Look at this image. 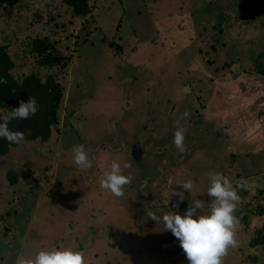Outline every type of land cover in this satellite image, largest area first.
Here are the masks:
<instances>
[{
	"label": "rangeland",
	"instance_id": "rangeland-1",
	"mask_svg": "<svg viewBox=\"0 0 264 264\" xmlns=\"http://www.w3.org/2000/svg\"><path fill=\"white\" fill-rule=\"evenodd\" d=\"M91 1L95 22L85 41L86 21L70 28L69 10L58 2L52 21L41 13L42 25L33 15L43 10L41 0H18L22 20L14 17L13 27L0 12V49L13 67L0 74V90L15 88L19 102L36 97L32 120L40 131L61 94L49 141L22 142L0 158V222L11 219L20 241L10 247L0 235V264L52 248L82 251L86 264H188L179 241L148 212L183 215L198 199L208 214L209 173L264 192V0ZM59 17L67 30L54 26ZM43 37L63 53L62 67L37 66L32 42ZM8 114L0 108V116ZM184 127L178 149L174 133ZM227 135L235 141L225 144ZM76 145L87 151L90 169L74 164ZM113 161L131 164L123 174L132 181L119 198L99 183ZM10 172L19 177L13 188ZM188 179L195 188L175 208L179 197L168 203L171 191L182 192L178 184ZM244 213L238 206L235 215ZM261 225L249 217L237 229L238 247L223 264H264V245L249 247L251 229ZM127 238L136 252L118 249Z\"/></svg>",
	"mask_w": 264,
	"mask_h": 264
},
{
	"label": "clouds",
	"instance_id": "clouds-1",
	"mask_svg": "<svg viewBox=\"0 0 264 264\" xmlns=\"http://www.w3.org/2000/svg\"><path fill=\"white\" fill-rule=\"evenodd\" d=\"M93 7V6H92ZM5 105V104H4ZM9 108V107H8ZM39 110V103L35 96L25 101H20L19 106L9 112L8 115L0 116V138L9 144L24 142L26 132L13 131L9 122L13 119H31ZM183 114V118L188 117ZM188 128L178 129L174 133L173 143L180 149L184 147L185 135ZM73 162L80 169H90L93 164L89 159L83 145H76L72 149ZM131 168L130 163L113 161L110 170L105 171L99 180L100 187L117 198L124 195V187L132 181L131 175L123 174V170ZM209 187L207 195L212 198L208 214H201L204 203L201 200H191L189 207L183 215L176 211H169L158 215L156 212H148L151 220L157 224L163 223L165 231H170L179 241L188 264H223V258L230 248L238 247L236 239L237 229L242 227L240 218L235 215L237 205L242 198L238 189H245L247 182L237 183L235 186L223 173H209ZM183 191H171L168 203L172 196L179 197V201L173 207L178 208L184 200V192L190 193L195 184L191 179L178 184ZM199 210V212H198ZM18 264H86L85 255L82 251L72 249L41 250L33 257H25L18 260Z\"/></svg>",
	"mask_w": 264,
	"mask_h": 264
},
{
	"label": "trees",
	"instance_id": "trees-1",
	"mask_svg": "<svg viewBox=\"0 0 264 264\" xmlns=\"http://www.w3.org/2000/svg\"><path fill=\"white\" fill-rule=\"evenodd\" d=\"M17 2L18 0H2V2L0 3V12L2 13V15L4 12L7 13V17L6 16H5L6 18L3 17L2 24H4V21L6 20V22L9 21L10 25L13 27L15 23L13 22V18L16 17V18L21 19L22 15L19 14L18 12L19 9L17 7H14ZM57 2L59 4H62L63 7L69 10V11H65L67 18H68V19L65 18V20L67 21L70 20V22H73V27H70V28L74 29V27L76 26L79 27L78 26L79 22L86 21V25H83L81 28L82 41L83 40L85 41L87 37L90 36V31H88L89 27L92 26V24H94L95 22V18L92 16V4L90 0H41V4L43 3L42 4L43 7L41 9L43 10L34 11L33 13L34 18H35L34 21L41 25L43 24L44 19L41 14L42 12H45L48 16V20L52 21L53 19L51 16L54 15L56 11L57 12L59 11V9L57 8L58 6H56L55 4ZM52 12L53 14L50 15V13ZM9 16L12 18V20L11 18H9ZM65 20L62 17H59L58 19L55 20L54 26H56L58 29H61V30H67L65 28L71 25H68V22ZM17 21L21 22L18 19ZM20 24H23V23H20ZM4 26L6 30H9L7 24ZM93 29H97V28L93 27ZM198 34L201 37L206 36L208 34V31L201 30L200 32H198ZM114 46H117V45L114 44ZM32 51H33V54L36 57H38L37 66L39 68H42L45 70H53L54 68H59L60 66L62 67L64 64V61H63L64 56L62 55L63 53L61 54L58 52L57 44L52 43L50 41V38L43 37V38L33 40ZM2 62H3V65H2ZM153 62H154V68H156L158 65L157 63L158 61L153 60ZM12 68L13 67L11 66L9 61L6 59L3 50L0 49V74H2V76L7 77L6 73ZM11 90L16 91L15 88H12L10 86H4L0 90V108H4V109L8 108L7 106L3 104V100L1 98L11 94ZM38 99L40 100L41 97H39ZM60 100H61V94L58 89L54 95V98L51 99V106H50V110L48 114L49 117H47L48 122H46L44 131H40V129L37 128V121L32 120L36 116H33L31 119H28V120H23V124L19 128H17L18 126H17L16 121L11 120L9 122V127L13 131H21V132L25 131L26 136H25L24 142H34L36 140H41L42 144L47 143L50 138V130H51L50 127L56 126L57 124V111L59 109ZM9 109H7L8 112L13 110L11 108ZM226 139L227 140L225 141V144L235 141L234 139H232V135L231 137L227 135ZM18 146L19 144H9L4 139L0 138V158L6 157L10 149H13V148L16 149ZM7 178L9 181L8 188H13L18 183L17 179H19V177L16 174H13L12 172L8 173ZM236 184L237 183H235L234 186ZM238 193L241 196L242 200L237 205V208L238 206H240L244 209V212H245L243 218L240 220L241 225H244V224L246 225L249 217H253L254 219L262 223L260 227H254L253 229H251L252 235L254 237L253 239H251L249 243V247L258 248V246L264 245V193H263V190H258L252 193L251 191H247V189L245 188V189H238ZM9 217H10V214H9ZM1 222H4V223L2 224ZM1 222H0V230L2 234L0 235L4 240H6L8 246L11 247L16 244L20 245L19 244L20 241L17 238V236L16 238H13V236L16 235V232H15V229H13L11 219L8 221L1 220ZM10 239L12 240L11 243H9ZM144 241H147V239L145 238ZM130 247H132L131 240L130 238H127L126 240H122L120 242L118 249L120 250L124 249L125 251L127 250L129 252H133V251L136 252L137 248L130 249ZM249 264H251V262H249Z\"/></svg>",
	"mask_w": 264,
	"mask_h": 264
},
{
	"label": "flooded vegetation",
	"instance_id": "flooded-vegetation-1",
	"mask_svg": "<svg viewBox=\"0 0 264 264\" xmlns=\"http://www.w3.org/2000/svg\"><path fill=\"white\" fill-rule=\"evenodd\" d=\"M23 96V94H21V95H19V94H13V93H11V94H9V95H7V96H5V97H2L1 99L3 100V101H7V102H11L12 104H13V106L15 107V108H17L18 107V105H19V100H21V97ZM5 106H7V105H5ZM8 107V106H7ZM228 108V107H227ZM7 109H9V108H7ZM7 109H4L3 108V110H6V111H8ZM228 109H233V108H228Z\"/></svg>",
	"mask_w": 264,
	"mask_h": 264
},
{
	"label": "water",
	"instance_id": "water-1",
	"mask_svg": "<svg viewBox=\"0 0 264 264\" xmlns=\"http://www.w3.org/2000/svg\"><path fill=\"white\" fill-rule=\"evenodd\" d=\"M3 104L7 105L11 109H15V107L13 106V104L11 102L3 101ZM183 209H184V204H182L181 210H183Z\"/></svg>",
	"mask_w": 264,
	"mask_h": 264
},
{
	"label": "crops",
	"instance_id": "crops-1",
	"mask_svg": "<svg viewBox=\"0 0 264 264\" xmlns=\"http://www.w3.org/2000/svg\"><path fill=\"white\" fill-rule=\"evenodd\" d=\"M90 2H91V4H92V6H93L94 3H93L91 0H90ZM239 130H240V128H239ZM240 135H241V132H240ZM262 135H263V134H262ZM262 135H261V136H262ZM261 141H262L261 139H260V140H257V143H260ZM259 151H260V150H259ZM247 191H248V190H247ZM263 193H264V192H263ZM236 262H238V261H236ZM236 262H235L234 264H236ZM106 263H107V262H106Z\"/></svg>",
	"mask_w": 264,
	"mask_h": 264
},
{
	"label": "bare ground",
	"instance_id": "bare-ground-1",
	"mask_svg": "<svg viewBox=\"0 0 264 264\" xmlns=\"http://www.w3.org/2000/svg\"><path fill=\"white\" fill-rule=\"evenodd\" d=\"M235 71H238V69L236 68ZM183 204H184V203H183ZM184 208H186V205H185V204H184ZM181 209H182V208H181ZM183 210H184V209H183ZM183 210H181V212H182ZM255 262H256L255 259H252V260H251V263H252V264H254Z\"/></svg>",
	"mask_w": 264,
	"mask_h": 264
}]
</instances>
